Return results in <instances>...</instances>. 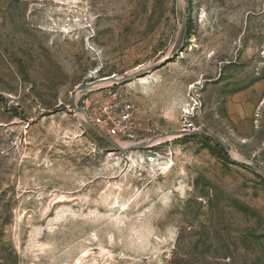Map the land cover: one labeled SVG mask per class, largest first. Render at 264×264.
Segmentation results:
<instances>
[{
    "label": "rangeland",
    "instance_id": "1",
    "mask_svg": "<svg viewBox=\"0 0 264 264\" xmlns=\"http://www.w3.org/2000/svg\"><path fill=\"white\" fill-rule=\"evenodd\" d=\"M0 264H264V0H0Z\"/></svg>",
    "mask_w": 264,
    "mask_h": 264
},
{
    "label": "built area",
    "instance_id": "2",
    "mask_svg": "<svg viewBox=\"0 0 264 264\" xmlns=\"http://www.w3.org/2000/svg\"><path fill=\"white\" fill-rule=\"evenodd\" d=\"M90 120L117 143L128 146L138 139L134 106L116 92H109L103 100L94 102Z\"/></svg>",
    "mask_w": 264,
    "mask_h": 264
},
{
    "label": "water",
    "instance_id": "3",
    "mask_svg": "<svg viewBox=\"0 0 264 264\" xmlns=\"http://www.w3.org/2000/svg\"><path fill=\"white\" fill-rule=\"evenodd\" d=\"M185 2H187L188 0H184ZM187 10H185V13H184V18H183V24L185 25V23H186V21H187ZM165 63L164 62H162V63H160V64H158L155 68H159V67H161V66H163ZM110 80H112L113 82H114V77H108V78H103V79H99V80H96V81H94V82H92V83H89L87 86H92V85H95V84H98V83H101V82H108V81H110ZM86 121H87V123L91 126V127H93V128H95L96 129V126L93 124V123H91L88 119H86ZM213 135V137H215L218 141H219V143L223 146V147H225L226 146V144H225V142L223 141V139L220 137V136H218V135H216V134H212ZM107 138H109L108 136H106ZM110 139V138H109ZM112 140V139H111ZM116 144V143H115ZM118 144V143H117ZM140 148H142V146L141 145H128L127 147H125L123 150L124 151H130V150H137V149H140ZM250 166V165H249Z\"/></svg>",
    "mask_w": 264,
    "mask_h": 264
},
{
    "label": "bare ground",
    "instance_id": "4",
    "mask_svg": "<svg viewBox=\"0 0 264 264\" xmlns=\"http://www.w3.org/2000/svg\"><path fill=\"white\" fill-rule=\"evenodd\" d=\"M146 78H147V77H145V78L135 79V80H133V81L131 80L130 83H132V82H140L141 84H144V83H147V82H146ZM111 81H112V80H110V81H108V82H101V83H98V84H99V85H104V84H108V83H110ZM99 85H98V86H99Z\"/></svg>",
    "mask_w": 264,
    "mask_h": 264
}]
</instances>
